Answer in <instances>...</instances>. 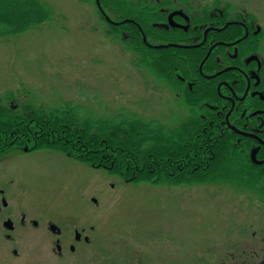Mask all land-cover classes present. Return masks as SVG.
<instances>
[{"label":"rangeland","instance_id":"1","mask_svg":"<svg viewBox=\"0 0 264 264\" xmlns=\"http://www.w3.org/2000/svg\"><path fill=\"white\" fill-rule=\"evenodd\" d=\"M39 1L52 21L0 38V104L18 105L21 113L33 116L44 113L53 118L47 108L70 104L84 109V116L93 120L135 114L177 124L173 120L180 115L181 101L174 88L157 80L149 69L137 68L142 58L127 49L125 30L120 36L107 35L104 19L85 0ZM131 1L156 6L157 11L175 2L174 8L181 12L187 3L198 12L206 7L245 9L264 29V0ZM16 4L27 8L21 1ZM0 14H9L2 5ZM157 36L149 34L150 41L165 44ZM174 73L177 78L179 70L174 68ZM17 147L0 154V178L26 186L32 199L28 212L42 215L53 205L56 215L53 209L52 214L60 216L68 234L73 236L76 227L89 225L93 237L75 255L67 251L58 257L55 240L45 233L16 236V243L9 246L0 235V264H199L196 257L224 230L222 220H217L221 219L218 203L246 199V194L239 195L231 187L242 183L234 172L222 171L224 178L211 175L191 184L168 183L166 176L159 175L129 181L122 172H110L114 165L97 168L71 161L63 149L44 146L24 153ZM244 177L243 185L260 182L258 173ZM244 190L249 194L248 188Z\"/></svg>","mask_w":264,"mask_h":264},{"label":"trees","instance_id":"2","mask_svg":"<svg viewBox=\"0 0 264 264\" xmlns=\"http://www.w3.org/2000/svg\"><path fill=\"white\" fill-rule=\"evenodd\" d=\"M17 1L23 2L27 8L18 7ZM85 2L93 5L104 19L107 35L120 36L125 30L122 36H127L123 39L127 49L133 55L139 52L142 58L137 68L149 69L148 73L157 80L174 88V93H179L181 89L174 80V68L179 70L178 75L183 78L199 74L202 57L195 53L197 51L175 48L157 51L150 47L161 45L156 41L151 42L149 34L163 37V45H170L173 39L178 38L168 27L165 29L166 26L158 28L161 32L153 28L154 23L160 21L162 24L165 19V13L157 11L156 6H145L131 0H100L102 10L113 22L109 23L99 11L96 0ZM0 5L9 13L0 14V38L21 34L27 28L53 20L52 15H44L45 7L39 0H0ZM125 21L132 22L123 24ZM145 36L147 43L143 41ZM211 90V85L197 80L192 92L187 89L185 94L180 95L177 98L181 101L178 109L180 115L174 116L173 121L177 124L173 126L156 117L143 119L135 114L114 120H97L100 117H94L93 120L84 116V109H75L70 104L67 108H47L53 118L44 113L35 116L23 114L15 104L9 107L0 104V154L13 146H27L33 150L49 146L55 150L63 149L64 155H70L84 164L91 163L92 167L108 166L110 169L114 165L110 172H122V176L129 181L156 179L159 175L166 176L168 183L180 179L178 183L191 184L211 175L215 176L214 179L224 178L226 175L222 171L244 177L248 174V168L243 156L232 155L237 151L232 138L225 135L216 142L217 136L214 134L210 141L209 130L204 132L202 116L204 114L206 120L210 117L207 110L200 108L203 104L201 96ZM89 112L85 109V113ZM189 157L194 161L195 169H200L192 172V175L189 171L194 168L188 170L186 166ZM182 167L184 170L179 171Z\"/></svg>","mask_w":264,"mask_h":264},{"label":"flooded vegetation","instance_id":"3","mask_svg":"<svg viewBox=\"0 0 264 264\" xmlns=\"http://www.w3.org/2000/svg\"><path fill=\"white\" fill-rule=\"evenodd\" d=\"M174 7L175 3H169L158 9L165 13L162 24L166 25L158 23L177 34L172 45L182 47L171 48L197 51L195 53L202 57L199 74L176 78L181 88L175 93L176 98L179 99L187 89L192 92L197 80L211 85L213 90L200 95L203 98L200 108L207 110L210 117L207 121L205 115L202 116L204 132L209 130L210 141L214 134L216 142L225 135L232 138L237 149L232 155L243 156L248 168L245 176L258 173L260 180L257 186L251 182L243 185L245 177H242L241 184L231 185L239 195L246 194V199L218 203L217 217L221 219H216L222 220L224 230L196 259L199 264H264V29L245 9L206 7L198 12L187 3L181 12ZM171 8L173 11L169 12ZM158 23H154V29L158 30ZM18 148L24 153L36 152L27 146ZM67 156L73 159L71 161L75 160ZM186 166L188 170L194 168L189 171L191 175L200 170L195 169L190 157ZM183 170V167L179 168V171ZM178 180L174 182L178 183ZM16 185L9 177L0 178V235L8 243L6 245L15 244L17 237L33 232L45 233L55 240L58 257H64L67 251L75 255L79 247L90 245L92 227L91 230L86 228L89 225L76 227L71 236L60 225V216H54L53 205L42 215L29 213L27 207L32 201L28 199L29 191L25 185ZM244 188L250 190L249 194ZM221 228L223 225L219 223Z\"/></svg>","mask_w":264,"mask_h":264},{"label":"water","instance_id":"4","mask_svg":"<svg viewBox=\"0 0 264 264\" xmlns=\"http://www.w3.org/2000/svg\"><path fill=\"white\" fill-rule=\"evenodd\" d=\"M96 2H97V6H98L99 10H100V11L102 12V14L104 15L106 21L109 22V23H111V20L106 16V14L104 13V11H103L102 8H101L100 0H96ZM170 20H172V17H170ZM128 22H132V21H125V22H123V24L128 23ZM114 24H115V23H114ZM144 41H145V43H146V41H147L146 37H145V40H144ZM169 47H172V45H168V46H158V47H155V48H157V49H163V48H169Z\"/></svg>","mask_w":264,"mask_h":264},{"label":"bare ground","instance_id":"5","mask_svg":"<svg viewBox=\"0 0 264 264\" xmlns=\"http://www.w3.org/2000/svg\"><path fill=\"white\" fill-rule=\"evenodd\" d=\"M175 2V1H174ZM176 3V2H175ZM263 100V99H262Z\"/></svg>","mask_w":264,"mask_h":264}]
</instances>
